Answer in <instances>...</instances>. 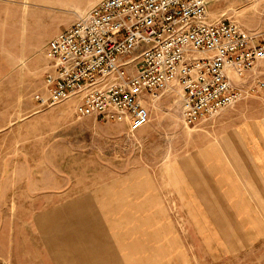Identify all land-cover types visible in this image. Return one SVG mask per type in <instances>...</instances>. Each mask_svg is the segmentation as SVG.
Here are the masks:
<instances>
[{
  "label": "rangeland",
  "instance_id": "374dc122",
  "mask_svg": "<svg viewBox=\"0 0 264 264\" xmlns=\"http://www.w3.org/2000/svg\"><path fill=\"white\" fill-rule=\"evenodd\" d=\"M99 1L0 0V264H119L83 227L122 264H264V90L195 125L167 93L135 132L35 99L49 41ZM210 1L264 41V0Z\"/></svg>",
  "mask_w": 264,
  "mask_h": 264
},
{
  "label": "built area",
  "instance_id": "2783aa9c",
  "mask_svg": "<svg viewBox=\"0 0 264 264\" xmlns=\"http://www.w3.org/2000/svg\"><path fill=\"white\" fill-rule=\"evenodd\" d=\"M210 0H100L52 38L43 106L78 97L77 118L151 121L149 102L171 93L195 125L264 90L248 71L264 61V41L231 21L213 20Z\"/></svg>",
  "mask_w": 264,
  "mask_h": 264
},
{
  "label": "crops",
  "instance_id": "0c3cea01",
  "mask_svg": "<svg viewBox=\"0 0 264 264\" xmlns=\"http://www.w3.org/2000/svg\"><path fill=\"white\" fill-rule=\"evenodd\" d=\"M262 64V63H261ZM86 201L84 200V199H81V200H79V201H77V203H85ZM71 209L72 208H70L69 209V211L68 212H70L71 211ZM80 220L82 221H84V219H81L80 218ZM83 223V222H82ZM92 227V229H97V230H100V228L101 227H93V226H91ZM86 228L87 227H83V229L84 230H86ZM81 229V228H80ZM80 229L79 228H76V230L77 231H74V230H69V235L68 236H70V237H72L71 239H72V242L73 241H76L77 242V244H79V245H84V243L86 242V244L88 245H95V246H99L98 248H94V249H87L86 247H87V245H86V247H84L83 245H82V249H81V251H85V252H88V253H90V252H93V251H100L101 253H98L97 255H95V256H98L99 258H101L102 259V261L104 260H107V258H108V253H110V258H113V255L116 257V259H115V262H118L119 264H122V263H120L119 262V255H118V251H119V249H117V246L115 247V246H113L110 242H109V240L107 239V237L105 238V240H107V243H108V247H109V243H110V245H111V247L110 248H107V249H104L103 247H102V244H105V241L103 240V237H102V235H101V232L100 231H93V239H91V240H87L86 239V237H85V239L87 240V241H85L84 240V238H83V234H81L80 235ZM83 229H81V230H83ZM99 232V233H98ZM101 235V236H100ZM100 236V237H99ZM91 241H92V243H91ZM69 251L70 250H68V253H69ZM108 252V253H107ZM105 264H107L106 262H104Z\"/></svg>",
  "mask_w": 264,
  "mask_h": 264
},
{
  "label": "bare ground",
  "instance_id": "6f19581e",
  "mask_svg": "<svg viewBox=\"0 0 264 264\" xmlns=\"http://www.w3.org/2000/svg\"><path fill=\"white\" fill-rule=\"evenodd\" d=\"M87 12V11H86ZM87 221V220H86ZM90 224V223H89ZM87 229V228H86ZM94 230V229H93Z\"/></svg>",
  "mask_w": 264,
  "mask_h": 264
}]
</instances>
